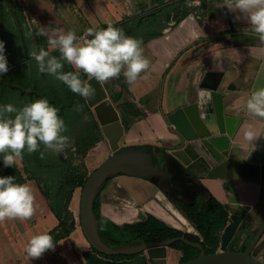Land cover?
I'll list each match as a JSON object with an SVG mask.
<instances>
[{
	"label": "crops",
	"instance_id": "obj_1",
	"mask_svg": "<svg viewBox=\"0 0 264 264\" xmlns=\"http://www.w3.org/2000/svg\"><path fill=\"white\" fill-rule=\"evenodd\" d=\"M77 1L80 2V7L74 11L67 4H64V7L62 5L59 13L63 21L61 24L66 23L69 27L82 31H87L88 28L103 29L105 24H118L117 27L122 29L125 25L129 32L130 27L133 26L135 30L138 26L139 18L134 16V9L140 8L146 0ZM166 1L168 2L163 6L159 19L167 17L172 21L175 20V26L181 20L178 19L179 14L186 13L184 16L186 17L189 13L195 12L202 24L213 21L218 32L224 35L244 31L249 27L243 14L238 11L231 12L226 7H218L224 0ZM68 15L72 20L67 17ZM238 16L240 19H237ZM69 21L73 26L67 23ZM157 33L164 32L154 30L153 33L138 38L142 41L143 55L150 61L148 71L142 73L132 85L126 83L123 73L118 79L109 81L115 90L121 92L118 102L122 105L121 119L125 132L120 144L157 145L164 147L170 156L175 157L167 148L177 143L178 137L172 132V127L165 116L188 106L193 107L206 126L216 125V110L209 86L218 87L224 96L226 115L240 121L229 148L224 151L225 160L215 166H211L204 159L190 165L180 162L190 167L228 210V222L221 231L218 250L229 249L236 240L241 224L244 220H248L249 230L244 232L235 243V247L239 248L264 220V137L255 141L256 148L253 152L252 147L244 140L245 125H251L261 136H264V120L249 116L244 107V102L251 92L264 87V57L250 53V49L261 47V42L258 37L246 36L244 33L205 41L182 51L177 58L165 66L162 73H158L151 70L158 56L148 45L149 41L158 38L153 37ZM145 76L146 79L143 78ZM128 180L124 181L125 184L141 202L145 199L151 200L148 196L157 190L148 180L142 178ZM26 183L34 191L40 190L36 185ZM123 191L129 196L126 189L123 188ZM114 197L115 195L108 194L104 207L101 208L107 217L122 220L123 217L125 218L122 213L126 209H137L129 203L130 200L120 202ZM45 205L44 219L38 221L32 217L31 221H26V231L23 233L16 231L12 236L13 240L18 243L22 238L27 244L33 235L48 233L59 224L56 214L47 208L49 204ZM107 208L112 213L105 212ZM148 208L154 212L162 211L154 203ZM115 214L118 215L114 216ZM78 234V229H75L68 237L60 240L54 250L45 252L39 259H30L24 247L20 254L15 253L14 258L5 264H87L88 259L84 258L83 254L89 250L90 244L83 233L82 238H77ZM255 256L264 262V235L256 246Z\"/></svg>",
	"mask_w": 264,
	"mask_h": 264
},
{
	"label": "water",
	"instance_id": "obj_2",
	"mask_svg": "<svg viewBox=\"0 0 264 264\" xmlns=\"http://www.w3.org/2000/svg\"><path fill=\"white\" fill-rule=\"evenodd\" d=\"M242 33L244 31H235L226 35L221 34L218 32L213 21L203 22L202 24L200 17L195 12H191L181 19L175 28L166 29L163 36L148 42L150 48L158 56L151 70L162 73L165 66L177 58L182 51L196 44ZM8 69L7 73L1 75L8 76L9 86L12 88L18 87L21 92H26L27 89L13 83V74L9 62ZM89 83L95 88V95L92 99H88V102L91 106L94 102L102 100L97 106L99 120L104 124V130L110 137V146L113 150V153L88 176L82 187L80 223L89 243L96 250L106 255L136 254L147 251L150 257L149 262L151 264H157L156 259L151 256L153 253L151 250L155 247L169 246L170 249L178 251L182 255V258H184L185 254L183 250L172 247L173 243L182 240L191 246L199 248L200 254L189 260L184 259L180 264H264L253 253L257 243L264 234V220L257 228L249 247L245 251L226 249L218 250L214 253H207L201 242L192 241L185 236L140 242L134 245L122 244L117 247H110L104 242L98 215L95 210V201L101 193L103 209L104 202L108 197V195L106 196L107 191H115L117 188L116 185L120 189H126L129 193V202H134L133 204L136 207H140L138 210L139 216L137 215L136 218L134 216L125 222H134L146 218L147 214L150 213L169 225L187 232L197 234L198 230L156 184L152 183L157 190L152 194L153 197L151 200L141 202L132 189H129L125 184V180L121 179L122 176H125L127 179L142 178L149 181L147 179L148 177L157 175L167 176L168 173L156 164L157 157L146 147L147 144L120 146V139L125 132L120 113L113 100L109 97V93L104 84H99L95 79L89 81ZM209 88L212 90L211 94L216 110V125L211 127L206 126L200 115L194 111L193 107L188 106L179 108L175 112L165 116L168 124L172 127V132L178 137V142L168 146L167 149L171 150L173 155L185 165H190L202 159L207 161L211 166H215L218 162L224 161L226 157L224 151L229 148L231 138L240 122L239 119L226 115L224 110V96L218 87L209 86ZM28 93L32 94L33 92L28 91ZM109 179L111 180L105 189V185ZM163 198L168 203L164 202ZM152 200L157 201L162 207L167 209L171 217L160 216L150 210L147 204ZM102 209V213L106 215ZM113 221L122 224L118 220Z\"/></svg>",
	"mask_w": 264,
	"mask_h": 264
},
{
	"label": "clouds",
	"instance_id": "obj_3",
	"mask_svg": "<svg viewBox=\"0 0 264 264\" xmlns=\"http://www.w3.org/2000/svg\"><path fill=\"white\" fill-rule=\"evenodd\" d=\"M218 7L243 14L249 25L244 34L258 37L262 45L250 49V53L264 57V0H224ZM37 35L47 36L48 47L58 49L60 53L58 59L43 47L39 51L31 50L28 55L36 62L38 72L54 76L72 93L84 99H92L95 95V88L89 83L93 79L103 85L118 79L123 73L126 83L132 85L150 67V61L143 55L142 41L125 35L121 28L112 24L99 30L88 28L81 37H77L74 31L65 32L63 29H52L50 34L41 29ZM4 52L5 44L0 41V74L9 70ZM62 61L77 71H63ZM80 72L87 80L81 79ZM244 107L249 116L264 120V87L254 89ZM77 110H80L79 105ZM58 113L59 109L46 98L34 99L20 108L12 103L0 106V154L3 155L4 166H14L25 151L35 153L41 144L51 152L65 153L70 147V137L65 135L68 128ZM261 137L264 136L251 125L244 126V140L252 147V152L256 148L255 141ZM40 157L44 158L43 152ZM36 207L34 190L29 184L16 183L14 176L0 177V222L30 220ZM54 248L53 237L43 232L33 235L24 250L30 259H39Z\"/></svg>",
	"mask_w": 264,
	"mask_h": 264
},
{
	"label": "trees",
	"instance_id": "obj_4",
	"mask_svg": "<svg viewBox=\"0 0 264 264\" xmlns=\"http://www.w3.org/2000/svg\"><path fill=\"white\" fill-rule=\"evenodd\" d=\"M9 2L11 1L0 0V35L1 25H3V23H5V25L8 24L12 28L15 27L12 23V15L14 14L19 19L22 41L26 43L25 40L27 39L25 31H27V29L24 26V23H26L24 11L20 7H15L13 12L12 6L9 5ZM185 15L186 13L179 14L178 19H182ZM164 23L165 24L162 26L167 25L166 22ZM113 26L117 27L118 24H113ZM132 30L133 26L130 27L129 32ZM160 35L161 33H157L153 37ZM27 36L31 38L29 34H27ZM31 50L32 47H30V45L26 46L27 55L25 58H28V53ZM45 50L47 49L45 48ZM4 54L11 64H16L18 62V60L13 57V46L11 44L5 45ZM65 65L70 71H75V69L66 62ZM44 75L48 78V84L44 85V94L48 98L49 103L58 108L59 111H70V108L68 107L70 103H68L67 97L73 93L65 84L57 80L54 76L47 73H44ZM31 87L38 89L41 85L39 83H32ZM0 96L2 98L11 96V89L6 83L2 82V80H0ZM62 97H64V100ZM66 126L67 128H70L71 125L66 124ZM96 139L97 138H95L94 141H97ZM146 147L157 157L156 164L168 173L167 176L157 175L148 177L147 179L153 181L164 191L170 201H172V203L194 225L198 230V233L187 232L171 226L150 213L147 214L146 218L134 222L118 224L102 213L99 209V200L97 198L95 201V210L98 215L104 242L110 247H117L122 244L134 245L140 242L185 236L192 241L201 242L207 253L217 252L220 246V234L222 229L226 226L229 216L228 210L224 204L212 194L203 182H201L198 176L192 172L190 167L184 166L178 159L170 156L164 147L151 144H147ZM46 155L45 152L44 173L46 171L47 173L46 176L44 175V182L49 186L48 189L45 187L44 189L42 188L41 180L38 178L39 176L36 175V171H28L29 178H38L40 190L47 198L48 204L59 219V224L48 232L53 237V242L56 245L60 240L68 237L76 229L77 222L69 215V204L72 200L74 189L83 186L86 179L81 181V183L78 182V176L75 175L74 168H72L71 163L69 164L66 160L58 167L47 164ZM2 159L3 155L0 154V177L14 176L16 183H24L23 176L17 173L11 166L5 167ZM38 160L39 165H41L43 159L40 155ZM58 169L62 171L61 178L63 186L60 188L49 185L50 181L55 180ZM249 228L250 224L248 220H244L239 228L236 240L229 249L245 251L249 247L255 234V230L249 234L246 242L241 247H235V243L241 238L244 232L249 230ZM172 247L184 251L185 257H181V262L184 261V259L189 260L200 254L199 248L191 246L182 240L173 243ZM157 248L158 247L151 250L153 252L151 256L156 259L157 264H164V259L162 258L163 255L156 250ZM121 261H128L129 263L126 264H151L144 252L136 254L105 255L104 258L93 257L92 259L87 260V264H123Z\"/></svg>",
	"mask_w": 264,
	"mask_h": 264
},
{
	"label": "rangeland",
	"instance_id": "obj_5",
	"mask_svg": "<svg viewBox=\"0 0 264 264\" xmlns=\"http://www.w3.org/2000/svg\"><path fill=\"white\" fill-rule=\"evenodd\" d=\"M9 2L10 6H12L13 12L15 7H20L24 11V15L26 18V29L29 34H31L35 42H41L45 46V48L51 52L52 56H56L58 59L60 58V53L58 49H50L47 44V36H39L37 33L43 29L45 32L51 33L52 29H63L65 32L67 31H74L77 35V37L83 36L86 31L78 30L73 27H69L66 23H63V21L60 19L59 13L62 9V5L64 7V4H67V6L71 10L79 9L80 2L77 0H10ZM27 5V6H26ZM73 14H71L72 16ZM71 16H67L72 20ZM12 23L14 26L17 27V29L20 31V24L19 19L13 14L12 15ZM71 21L67 22L70 26H73ZM12 24V25H13ZM67 26L69 28H67ZM120 28V27H119ZM122 29V28H121ZM123 29H127L125 25H123ZM14 28L9 26L8 24L1 25V36L7 39V36L13 34ZM64 63L63 71L68 72L70 71L68 67ZM75 71H77L75 69ZM80 76H85L82 72L79 73ZM20 93V92H19ZM17 94V93H16ZM110 97V96H109ZM112 100L114 101L115 105L118 108V111L120 113L121 117V103H119L118 99L115 96H111ZM93 110V107H91ZM96 112V113H95ZM94 113L97 114L96 109L94 108ZM102 125V124H101ZM103 128V126H102ZM93 135L89 137V128L88 126L81 125L79 128L73 130L70 135V147L66 149L65 153L57 154L53 152V161L56 165L60 166L65 160L71 163L72 168H74L75 175L78 176L77 181L81 183L84 179H87L88 176L99 166L101 165L106 158L113 153V150L110 146L109 140L107 136L104 133L105 138L102 136L101 126L97 123L95 127L93 128ZM94 136V137H93ZM95 138H97V141H94ZM121 147H123L122 144H120ZM74 149V150H73ZM14 168V170L23 176L24 182H29L32 185L35 186L36 180H33L29 178V171L25 170L19 159L17 158L16 163L14 166H11ZM62 171L58 169L55 180L50 181L49 185L54 186L56 188H60L63 186L62 181ZM121 179L126 180L127 177L122 176ZM129 179L128 181H130ZM150 184H155L153 181L149 180ZM119 187L118 185H116ZM44 187L48 189V185L44 182ZM83 186L76 187L73 191V197L69 204V215L71 218L75 219L77 222L76 229L79 231L80 238L83 237L82 233L84 234L82 230V226L80 223V201H81V191ZM129 188V187H128ZM130 189V188H129ZM160 189V188H159ZM41 190L36 189L34 191L35 195V203H36V212L33 216V219H37L40 221L41 219H44V210H45V204L48 203L47 198L44 196V194L40 193ZM153 195H149L148 198H152ZM46 199V203H44L43 200ZM164 202H167L165 198ZM146 202L149 201V199H145ZM168 203V202H167ZM131 204V203H130ZM101 201L99 203V209L101 210ZM49 210L51 209L50 205L47 207ZM137 209H126L122 215L129 217L126 219H122L120 221L121 223L127 221L130 216L134 215L135 218L137 215L139 216V213ZM52 210V209H51ZM53 211V210H52ZM105 212L110 213L111 210L107 208ZM133 212L135 214H133ZM140 212V211H139ZM112 213V212H111ZM132 214V215H131ZM118 214H115L114 216H117ZM123 217V216H121ZM124 218V217H123ZM28 220H19V219H9L5 220L4 222H0V264H5V262H8V260H12L14 258L15 253L20 254L22 250L24 249L26 242H24V239L21 238V240L17 243L16 240L12 239V236L16 231L19 232H25L26 226L25 222ZM31 221V220H30ZM188 228V227H185ZM191 229V228H190ZM81 235V236H80ZM77 240V239H76ZM18 244V246H16ZM90 244V243H89ZM156 250L160 252L162 258L164 259V264H180L181 263V257L182 255L173 249H170L169 246L167 247H158ZM145 255L150 258L147 251H144ZM254 255L256 253V249L254 250ZM171 254V255H170ZM106 254L96 250L91 244L89 245V250L83 254L84 258L86 259H92L93 257H100L104 258ZM170 255V256H169ZM168 259V260H167ZM123 264L129 263L128 261H121ZM132 262V261H131ZM134 262V261H133Z\"/></svg>",
	"mask_w": 264,
	"mask_h": 264
},
{
	"label": "flooded vegetation",
	"instance_id": "obj_6",
	"mask_svg": "<svg viewBox=\"0 0 264 264\" xmlns=\"http://www.w3.org/2000/svg\"><path fill=\"white\" fill-rule=\"evenodd\" d=\"M167 2L168 1L166 0H156L154 2L146 0L140 8L134 9L133 11L135 13L134 16H137L139 18L138 26L135 30H132L131 32L124 30L123 32L125 33V35H129L138 39L146 34L153 33L154 30L155 31L160 30L164 32L166 29L170 27L171 28L174 27L176 25L175 20L172 21L167 17L162 20L159 19V16L162 14L161 12L164 9L163 6H165ZM164 22H166L167 24L166 26H162L163 24H165ZM24 26L26 27V23H24ZM107 26L108 24H105L103 25L102 28H106ZM14 29L15 30H13V34L7 36V39H5L4 37L2 38V36L0 35V41H3L5 45L11 44L13 46V57L16 58L18 62L16 64H11L7 58L8 62L10 63L13 74V83L16 84L17 86H21L22 88L27 89V91L23 93L20 91L18 87H14V88L10 87L8 84V76L7 75L2 76L0 74V80L6 83L8 87L11 89L10 97L2 98L0 96V106L8 103H12L17 108H20L32 102L34 99L46 98L48 100V98L44 94V85L48 84V78L44 74L38 72L37 64L32 58H30L29 56L28 58H25L27 55L26 46L30 45V47H32V50L39 51L41 47L44 48V45L41 44V42L38 41L35 42V39L31 34H30L31 38L28 37L27 36V34H29L28 31H25L26 39H27L25 40L26 41L25 43L24 41H22L21 31H19L16 26L14 27ZM162 35L163 34H161L160 36ZM81 79L87 80V77L82 76ZM32 83H36V84L39 83L41 87L38 89L32 88L31 87ZM104 86L107 89L110 98L111 96H115L117 99L121 97V92L115 90L110 82L104 83ZM28 91H32L33 93L29 94ZM62 98L64 100V97ZM67 100L68 103H70L68 106L70 108V111L66 112L62 110L59 111L58 113L59 116L65 121V124L71 125L70 128H68V131L65 133V135L70 137L73 130L75 131V129L79 128L81 125H85L88 126L89 128V132H90L89 137H90L91 135H93V130H94L93 128L98 123L101 126L102 136L105 138L100 120L92 110L88 102V99H84L79 95L73 93L72 95H69V97H67ZM77 105H79L80 107L79 111L77 110ZM41 152L43 153L46 152L47 164L58 167V165H56L55 162L53 161V152L45 149V147L42 144L40 146L39 151L32 154H29L25 151L23 153L22 159L20 158L18 159L25 168V170L36 171V175L39 176L38 178L41 180V186L44 189V175L46 176L47 171L44 173V158L42 160V164L39 165L38 157ZM38 178H34L33 180H36L35 185L40 189ZM110 180L111 179H109L108 182L106 183L105 189L108 187ZM113 191L114 190H112L111 192L107 191L106 196L108 194H111V195H115L116 199H118L120 202L129 201L130 198L128 194H126L123 191V189L116 188L115 191L114 192ZM97 198L99 200V203L101 201V204L103 205L101 193L97 196Z\"/></svg>",
	"mask_w": 264,
	"mask_h": 264
},
{
	"label": "bare ground",
	"instance_id": "obj_7",
	"mask_svg": "<svg viewBox=\"0 0 264 264\" xmlns=\"http://www.w3.org/2000/svg\"><path fill=\"white\" fill-rule=\"evenodd\" d=\"M102 102V100L101 101H99V102H94L92 105H91V107H93V111H94V108L96 109V111H97V114H96V116L98 117V119H99V115H98V109H97V106L100 104ZM96 113V112H95ZM100 123L102 124V126H103V130H104V124L100 121ZM104 133H105V135L107 136V138H108V140H109V143H110V137H109V135L105 132V130H104ZM111 145V144H110ZM130 203V202H129ZM128 203V204H129ZM134 203V202H133ZM132 203V204H133ZM151 203H154V204H156V205H158L159 206V208L162 210V211H158V212H155L156 214H158V215H162V216H165V217H168V218H170L171 217V215H170V213H169V211L167 210V209H165L164 207H162L157 201H154V200H152L150 203H148L147 205L149 206ZM135 206V204H133V207ZM128 210V209H127ZM132 215V214H131ZM129 216L128 215H126L125 216V218H123V219H126V218H128ZM134 217V215H132V216H130V218H133ZM129 218V219H130ZM118 220V219H117ZM118 221H122V220H118ZM161 247H163V246H161ZM156 248V247H155Z\"/></svg>",
	"mask_w": 264,
	"mask_h": 264
},
{
	"label": "built area",
	"instance_id": "obj_8",
	"mask_svg": "<svg viewBox=\"0 0 264 264\" xmlns=\"http://www.w3.org/2000/svg\"><path fill=\"white\" fill-rule=\"evenodd\" d=\"M85 34H86V32H85ZM85 34H83V36H84Z\"/></svg>",
	"mask_w": 264,
	"mask_h": 264
}]
</instances>
